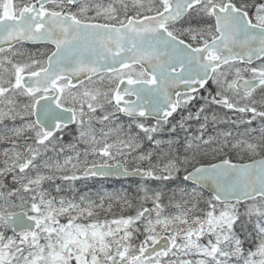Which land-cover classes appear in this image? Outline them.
<instances>
[{
    "label": "snow or ice",
    "instance_id": "1",
    "mask_svg": "<svg viewBox=\"0 0 264 264\" xmlns=\"http://www.w3.org/2000/svg\"><path fill=\"white\" fill-rule=\"evenodd\" d=\"M0 264H264V0H0Z\"/></svg>",
    "mask_w": 264,
    "mask_h": 264
},
{
    "label": "trees",
    "instance_id": "2",
    "mask_svg": "<svg viewBox=\"0 0 264 264\" xmlns=\"http://www.w3.org/2000/svg\"><path fill=\"white\" fill-rule=\"evenodd\" d=\"M108 181L114 182L113 186H115L117 189H121L124 185H125V188L129 187L130 184H131V181H128V180H119V181H117V180H113L112 179V180H108ZM97 185H100V183L92 184V185H90V188L92 189V186H97Z\"/></svg>",
    "mask_w": 264,
    "mask_h": 264
},
{
    "label": "rangeland",
    "instance_id": "3",
    "mask_svg": "<svg viewBox=\"0 0 264 264\" xmlns=\"http://www.w3.org/2000/svg\"><path fill=\"white\" fill-rule=\"evenodd\" d=\"M123 187L125 188V185ZM95 189H97V188H95ZM95 189H92V190L94 191ZM115 189H117V188L115 186H113L112 190H115Z\"/></svg>",
    "mask_w": 264,
    "mask_h": 264
}]
</instances>
